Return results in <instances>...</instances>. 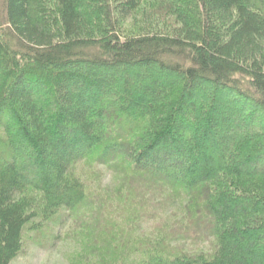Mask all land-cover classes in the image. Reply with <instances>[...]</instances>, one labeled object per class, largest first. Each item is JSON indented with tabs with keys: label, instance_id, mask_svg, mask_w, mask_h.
Returning <instances> with one entry per match:
<instances>
[{
	"label": "trees",
	"instance_id": "obj_1",
	"mask_svg": "<svg viewBox=\"0 0 264 264\" xmlns=\"http://www.w3.org/2000/svg\"><path fill=\"white\" fill-rule=\"evenodd\" d=\"M137 182L183 215L141 236ZM92 221L127 264H264V0H0V264Z\"/></svg>",
	"mask_w": 264,
	"mask_h": 264
},
{
	"label": "rangeland",
	"instance_id": "obj_2",
	"mask_svg": "<svg viewBox=\"0 0 264 264\" xmlns=\"http://www.w3.org/2000/svg\"><path fill=\"white\" fill-rule=\"evenodd\" d=\"M151 74L158 76V72H155V70H152ZM148 82L149 81L145 78L141 80L140 84L146 85ZM112 96L113 94L111 93L109 97L111 98ZM223 99L224 98H222V100ZM230 104L231 103H225L226 109L231 106ZM111 107L114 106L111 105ZM228 111L230 114L231 112L233 113L232 110L228 109ZM225 112H227V110ZM232 120H235V118ZM79 174L83 178L90 179V181L92 179L94 186H100L101 189L108 191L115 192L121 190L123 186L121 181L124 179L121 176L103 168L85 167L79 169ZM133 186L136 187L132 188L135 194H140L143 199L149 200L147 204L152 205V200L157 199V203H161L158 207H163L159 209V214L155 215L152 221L140 227L139 231L141 236L149 237L158 234L157 229H160L163 224L167 222L172 223L183 215L182 210L186 203V199L182 193L179 192V194L178 192L167 189L146 188L139 185L138 182L134 183ZM50 226L49 232L52 235L56 228ZM118 229V226H116L111 231H107L109 228L106 231H102L101 228H99V223L96 221H92L85 227H79L74 224L70 229H65L63 234L60 233L64 238L58 241L56 246L49 247L47 250H43L27 242L23 254L16 258L11 264H89L87 263V254L89 250H94L95 245L102 239H108V243H105L103 247L107 253V257L104 259L108 261L111 255L113 259L110 264H127L128 261L123 260L122 255H120V258L115 257L116 254H120L123 248L117 235L116 238L114 237L112 239L114 233L116 234Z\"/></svg>",
	"mask_w": 264,
	"mask_h": 264
}]
</instances>
